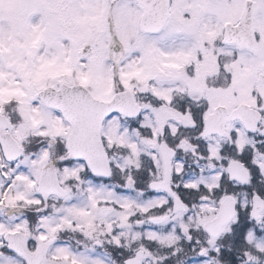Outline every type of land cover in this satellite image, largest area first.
Instances as JSON below:
<instances>
[{
  "label": "snow or ice",
  "instance_id": "obj_1",
  "mask_svg": "<svg viewBox=\"0 0 264 264\" xmlns=\"http://www.w3.org/2000/svg\"><path fill=\"white\" fill-rule=\"evenodd\" d=\"M0 264H264V0H0Z\"/></svg>",
  "mask_w": 264,
  "mask_h": 264
}]
</instances>
